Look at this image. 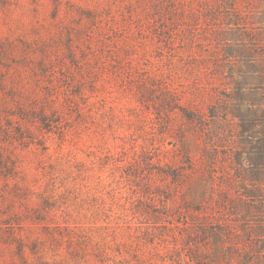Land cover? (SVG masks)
<instances>
[{
    "label": "rangeland",
    "instance_id": "374dc122",
    "mask_svg": "<svg viewBox=\"0 0 264 264\" xmlns=\"http://www.w3.org/2000/svg\"><path fill=\"white\" fill-rule=\"evenodd\" d=\"M0 264H264V0H0Z\"/></svg>",
    "mask_w": 264,
    "mask_h": 264
}]
</instances>
